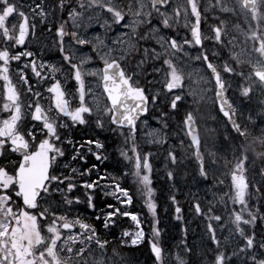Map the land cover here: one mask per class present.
I'll return each mask as SVG.
<instances>
[{"label": "snow or ice", "instance_id": "obj_1", "mask_svg": "<svg viewBox=\"0 0 264 264\" xmlns=\"http://www.w3.org/2000/svg\"><path fill=\"white\" fill-rule=\"evenodd\" d=\"M189 96L225 118L221 145L205 146ZM80 128L93 135L77 141ZM105 130L119 138V167L101 175ZM161 171L165 210L183 225L175 251L161 227ZM210 181L211 200L183 191ZM101 193L112 198L103 207ZM181 195L204 221L202 250ZM258 221L264 0H0V264H138L140 246L151 264H264Z\"/></svg>", "mask_w": 264, "mask_h": 264}, {"label": "rangeland", "instance_id": "obj_2", "mask_svg": "<svg viewBox=\"0 0 264 264\" xmlns=\"http://www.w3.org/2000/svg\"><path fill=\"white\" fill-rule=\"evenodd\" d=\"M22 2H28V0H22ZM202 3L206 4L207 0H202ZM216 14V15H220V13L217 11L216 13H209V17H211V15ZM235 22V21H233ZM92 29H89V35L92 34ZM96 31H102L98 28V26L96 27ZM227 51V50H225ZM226 53V52H225ZM47 58H51L53 60H59V57L56 55L55 49H52L51 51L46 53ZM148 79H152V77H149ZM212 93H208V96H211ZM256 101L253 100L251 103H249L248 101H245V105H247L248 107H254ZM186 106H191L192 110H197L199 109L198 112V126L201 132V138L202 140L206 141V147H210L211 144L213 143V141L215 142V144L217 146L222 144V135L226 134V129H225V124H224V120L222 119L221 115L213 108L212 106V102L211 100H207L204 102H201L199 104H193V98L191 96H189L187 98V100L185 101ZM245 115H247V109H245ZM212 117H216L215 120L212 119ZM211 129H217V133L215 135H213L212 133H210L209 130ZM82 135L85 138L88 137L87 135L89 134V130L88 129H77L74 132V135ZM80 140V139H79ZM219 143V144H218ZM158 167L162 168L163 165H158ZM190 167H195V164L191 165ZM220 171L222 172L223 169L221 168ZM161 178H159V181H156L155 179V183L158 184L157 189L162 186L161 193L157 190L156 194L160 195L159 199H158V204H159V209H166L167 205L165 204V199L167 196V192L165 194H163L162 192L167 189L168 191V184L165 181L164 178V173H161ZM228 180H225V185L222 186L223 191H228ZM215 184V181H210L208 184H199L198 186H192V184H189L187 187H184L183 191L185 193H187L189 191V189L192 192H197L199 191V195L202 199H204L205 194H207V199L211 200L212 199V192L214 191V189L212 188V185ZM155 187V186H154ZM183 204V207L185 208V216L187 221L190 223V232L188 235V240L191 244H194L197 246L198 250H202V244H206L207 243V237L204 233V221L201 220L200 218L192 215L189 211H188V202L185 196L181 195L178 197ZM141 206H142V201L139 199V197L136 198L135 204H134V209H139L141 210ZM229 208H232L233 205L231 203H229L228 205ZM237 208V210H239V205L235 206ZM217 208H222L221 205H217ZM144 212H146V209H144ZM86 214V213H85ZM217 214H220L219 212H217ZM225 218H226V213H225ZM161 219V227L165 232L164 235V240L166 242V244L172 246L173 250L175 251V246L179 243L181 237H182V233L180 231V227H182L183 225L177 226L178 222L174 219V214H173V210L169 211V214H166L164 216H160ZM127 227V221H126V225L125 228ZM112 233L114 234V236L116 238L119 237L120 232H114V229L111 230ZM227 232L225 231L223 233V235H226ZM218 235H221L218 232ZM111 238L108 239H113L114 236L110 235ZM125 252L127 253V249H125ZM131 254V253H129ZM135 259L136 261H138V264H151V259L149 256V251L147 249V247L145 246H140L138 251H135L134 253ZM195 259V257H194Z\"/></svg>", "mask_w": 264, "mask_h": 264}, {"label": "flooded vegetation", "instance_id": "obj_3", "mask_svg": "<svg viewBox=\"0 0 264 264\" xmlns=\"http://www.w3.org/2000/svg\"><path fill=\"white\" fill-rule=\"evenodd\" d=\"M153 126H156L155 122H151ZM173 123L175 124L176 121L173 120ZM92 132V131H91ZM93 135V133H92ZM91 135V136H92ZM99 138L106 143L108 147V153L110 155V160L106 163L102 164L100 166V174H104V171L107 170L109 172H114L118 169L119 165L117 164V161L119 159L118 152L116 151V147L119 144V138L115 136L113 133L105 130L104 132L99 133ZM90 162H94L92 158L90 157ZM95 178V177H94ZM129 186H131V182L129 181ZM104 201H112L111 197H106L102 193L99 194V203L100 206H104ZM84 210V207L81 206L80 211L82 212ZM126 225V221L124 222V227Z\"/></svg>", "mask_w": 264, "mask_h": 264}, {"label": "trees", "instance_id": "obj_4", "mask_svg": "<svg viewBox=\"0 0 264 264\" xmlns=\"http://www.w3.org/2000/svg\"><path fill=\"white\" fill-rule=\"evenodd\" d=\"M257 180H259L260 178L259 177H256ZM257 229L260 231L261 229H264V222H259L258 221V227Z\"/></svg>", "mask_w": 264, "mask_h": 264}, {"label": "bare ground", "instance_id": "obj_5", "mask_svg": "<svg viewBox=\"0 0 264 264\" xmlns=\"http://www.w3.org/2000/svg\"><path fill=\"white\" fill-rule=\"evenodd\" d=\"M163 171H161L160 173H159V175L157 176V177H155V179H156V181H159V178H161V173H162ZM162 179V178H161ZM160 188H162V186H160ZM162 190V189H161ZM167 192V189H165L162 193L163 194H165Z\"/></svg>", "mask_w": 264, "mask_h": 264}]
</instances>
